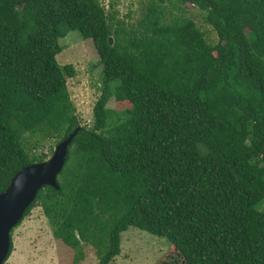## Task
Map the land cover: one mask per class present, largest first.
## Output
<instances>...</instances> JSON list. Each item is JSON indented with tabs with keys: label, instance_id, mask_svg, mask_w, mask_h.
Returning a JSON list of instances; mask_svg holds the SVG:
<instances>
[{
	"label": "trees",
	"instance_id": "16d2710c",
	"mask_svg": "<svg viewBox=\"0 0 264 264\" xmlns=\"http://www.w3.org/2000/svg\"><path fill=\"white\" fill-rule=\"evenodd\" d=\"M73 30L101 65L93 122L69 144L58 188L42 186L15 226L40 207L73 264L85 245L109 264L131 227L171 243L177 260L157 264H264V0H149L130 25L99 0H0V192L52 153L30 155L25 133L58 142L80 123L75 68L56 60Z\"/></svg>",
	"mask_w": 264,
	"mask_h": 264
},
{
	"label": "rangeland",
	"instance_id": "374dc122",
	"mask_svg": "<svg viewBox=\"0 0 264 264\" xmlns=\"http://www.w3.org/2000/svg\"><path fill=\"white\" fill-rule=\"evenodd\" d=\"M99 1L108 13L113 12L116 19L123 20L129 25L135 24L142 17L149 2V0ZM174 4L166 5L167 19L181 13L179 4ZM182 6L185 7L183 14L192 17L204 32L206 40L215 44L218 40L217 35L204 21V12L190 3ZM58 43L62 50L56 55L57 62L60 65L70 63L76 71L73 77L66 79V84L79 124L91 126L93 106L101 93L102 85L101 65L96 49L92 41L84 38L77 30L69 31L58 40ZM106 105L112 110V120L115 116L121 119L125 117L126 104L118 106L111 97ZM56 143L55 137H47L41 130L27 132L22 139V146L30 155L42 152L49 154ZM10 234L13 249L4 264H73V250L55 240L40 207L33 208ZM169 244L171 243L165 237L131 227L121 233L120 253L109 264H157L162 260L175 261L177 259L173 247ZM84 252L85 257L79 264H98V257L92 246L85 245Z\"/></svg>",
	"mask_w": 264,
	"mask_h": 264
},
{
	"label": "water",
	"instance_id": "95a60500",
	"mask_svg": "<svg viewBox=\"0 0 264 264\" xmlns=\"http://www.w3.org/2000/svg\"><path fill=\"white\" fill-rule=\"evenodd\" d=\"M81 127L82 125L79 124L58 141L45 160L18 170L6 188L0 192V264L4 263L9 253L11 230L34 201L37 191L44 185L58 188L57 175L66 161L68 146Z\"/></svg>",
	"mask_w": 264,
	"mask_h": 264
}]
</instances>
